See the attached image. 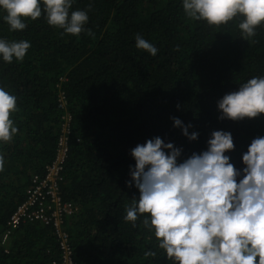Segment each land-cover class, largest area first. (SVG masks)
<instances>
[{
  "label": "trees",
  "instance_id": "16d2710c",
  "mask_svg": "<svg viewBox=\"0 0 264 264\" xmlns=\"http://www.w3.org/2000/svg\"><path fill=\"white\" fill-rule=\"evenodd\" d=\"M86 10L85 31L63 34L42 14L10 31L0 13V38L26 40L21 62L0 61V87L17 97V135L0 145V264H59L58 238L49 224L24 220L2 236L34 176H43L56 154L63 117L69 115L68 151L61 171L62 198L77 210L67 217L74 264H171L138 219L125 209L139 193L127 186L129 155L155 136L183 147L184 155L206 148L214 130L231 132L226 153L237 168L251 140L264 135V114L219 120L217 101L254 76H264V26L242 40L239 21L210 26L188 18L181 0H74ZM137 35L155 56L135 46ZM63 96L62 104L60 96ZM171 117L198 139L187 141ZM148 250L157 256L145 257Z\"/></svg>",
  "mask_w": 264,
  "mask_h": 264
},
{
  "label": "clouds",
  "instance_id": "9594fccd",
  "mask_svg": "<svg viewBox=\"0 0 264 264\" xmlns=\"http://www.w3.org/2000/svg\"><path fill=\"white\" fill-rule=\"evenodd\" d=\"M74 0H0L2 19L10 31L27 27L25 20L42 14L49 26L63 34L78 36L85 31L86 10L70 11ZM188 18L210 26L238 22L242 40L264 26V0H181ZM135 46L155 56L158 49L137 35ZM29 41L0 38V61H23ZM219 120L241 121L264 114V76H254L224 94L216 103ZM17 97L0 87V145L18 133L13 114ZM189 142L199 133L192 125L171 117ZM231 132L214 130L206 148L184 155V149L159 136L136 144L129 155L127 186L138 197L125 209V221L143 226L157 241V250L171 264H264V135L253 138L237 168L226 153L234 150ZM5 158L0 154V172ZM145 257L157 256L148 250Z\"/></svg>",
  "mask_w": 264,
  "mask_h": 264
},
{
  "label": "built area",
  "instance_id": "2783aa9c",
  "mask_svg": "<svg viewBox=\"0 0 264 264\" xmlns=\"http://www.w3.org/2000/svg\"><path fill=\"white\" fill-rule=\"evenodd\" d=\"M62 104L63 96H60ZM58 138L56 154L53 161L46 166L43 176H34L32 184L26 191V198L11 214L8 227L2 236V242L9 239L10 230L18 227L24 220L39 221L52 226L61 251L59 264H74L69 233L65 227L67 217L75 214L77 207L62 198L60 192L61 171L68 151L69 115L63 117Z\"/></svg>",
  "mask_w": 264,
  "mask_h": 264
}]
</instances>
